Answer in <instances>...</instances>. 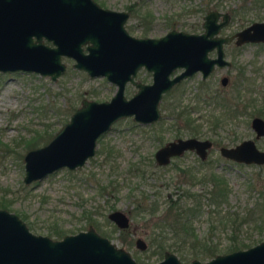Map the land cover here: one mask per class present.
Returning a JSON list of instances; mask_svg holds the SVG:
<instances>
[{
    "label": "rangeland",
    "instance_id": "1",
    "mask_svg": "<svg viewBox=\"0 0 264 264\" xmlns=\"http://www.w3.org/2000/svg\"><path fill=\"white\" fill-rule=\"evenodd\" d=\"M96 1L122 10L134 0ZM251 1L143 0L140 8L153 12L155 19L148 32L159 35L170 29L172 21V26L179 29L202 30L208 7L219 4L221 10L236 9L225 29L234 32L253 21H264V0ZM130 23L137 24V19L132 18ZM133 28L134 34L142 30L138 25ZM226 55L232 61L231 66L223 69L231 80L226 89L222 90L219 83L221 70L209 76L206 84L199 75L187 78L161 100L159 121L142 125L131 116L121 118L97 140L95 154L81 168L63 167L29 184L23 181L25 152L47 143L69 120L82 98L109 99L115 86L104 77H90L85 71L74 68L73 59L66 56L62 57L65 71L55 80L32 71H0V198L3 196L9 201L6 209L18 214L32 232L53 238L58 237L50 233L52 228L60 227L70 234L92 225L101 235L126 248L133 257L154 264L163 255L155 251L157 241L150 245L149 242L161 229L157 222L167 200L178 195L183 197V190H189L203 195L201 211L193 220L197 234L216 241L220 248L218 253H224L221 249L228 242L230 230L218 223V214L206 199L211 183L205 180L190 183V180L192 182L193 174L213 170L223 176L229 186L227 201L216 207L220 213L243 210L256 202L264 213V190L261 192L248 185L252 178L256 185L262 182L264 164L236 163L219 153L221 145L231 146L242 139L253 138L252 117L264 118V43H248L238 50L227 45ZM240 70L244 71V76L239 74ZM134 89L130 87L126 95ZM217 93H221L218 94L220 100H227L233 110L214 102L211 95ZM204 95H208L205 101ZM236 103L238 109H234ZM175 105L178 108L173 109ZM175 110H187L197 125L188 127L172 118ZM187 136L213 140L208 153L210 162L201 163L193 151H187L176 161L186 172L170 169V166L166 170L155 168L150 161L155 150L169 140ZM32 138L36 144L27 147ZM256 146L264 150V136L256 140ZM108 148L112 150L109 152ZM182 201L191 202V199ZM151 203L157 205L154 213L139 211L143 206L149 208ZM115 209L130 216L128 227L119 228L108 218ZM167 234L170 236L169 229ZM137 237L146 241L145 249L136 247ZM238 238L247 240L251 246L264 240V235L250 223L243 224ZM171 240L169 237L168 241ZM172 251L181 264H191L193 258L201 261L210 258L194 257L188 248Z\"/></svg>",
    "mask_w": 264,
    "mask_h": 264
},
{
    "label": "water",
    "instance_id": "2",
    "mask_svg": "<svg viewBox=\"0 0 264 264\" xmlns=\"http://www.w3.org/2000/svg\"><path fill=\"white\" fill-rule=\"evenodd\" d=\"M126 16V12L102 8L94 0H0V71H35L55 80L65 69L61 55L66 54L76 59L74 66L91 75H106L117 83L110 100L82 99L47 143L25 152L24 183L42 179L63 167L81 168L95 154L98 137L120 118L133 116L140 122L157 119L161 95L171 85L195 71L206 77L215 64H229L223 57V43L232 38L237 44L264 40V21H253L231 36H218L230 13L217 9L204 15L202 33L171 29L159 38L127 35L122 26ZM84 43H89L87 54L82 50ZM214 46L217 56L211 58L208 51ZM146 47L149 52L144 51ZM141 63L153 71V82L138 83L139 90L127 98L123 88L130 66L133 65L135 73ZM177 66L184 69L170 78V72ZM226 80L224 76L222 83ZM251 127L256 137L263 135L264 119L254 116ZM210 145L208 139L178 138L157 149L156 157L164 162L169 155L185 149H196L204 157ZM220 153L237 162L264 164V150L252 138L234 146H222ZM108 218L119 228L130 223L129 216L120 209L111 211ZM135 245L141 250L147 247L142 237L135 239ZM0 264L140 263L126 248L101 235L92 225L53 238L32 232L18 214L0 207ZM154 264H181V261L173 251L165 250L163 258ZM191 264H264V240L218 253L205 261L193 258Z\"/></svg>",
    "mask_w": 264,
    "mask_h": 264
},
{
    "label": "trees",
    "instance_id": "3",
    "mask_svg": "<svg viewBox=\"0 0 264 264\" xmlns=\"http://www.w3.org/2000/svg\"><path fill=\"white\" fill-rule=\"evenodd\" d=\"M251 1V0H250ZM257 1V0H255ZM252 2V1H251ZM260 4V3H259ZM219 4H214L211 7L218 8ZM260 7V6H259ZM232 14L236 13V9H230ZM240 97V96H239ZM218 105L223 107H228L230 110H233L232 105L229 106L227 100L216 101ZM247 103L245 104V106ZM234 109H238V104L234 105ZM243 111V110H242ZM189 113L181 115L185 116V120H189ZM213 121V120H212ZM35 138H32L27 142V147H31L34 144ZM111 150H109L110 152ZM205 180L211 183V187L206 192V199L208 202L214 206V211L217 212V221L224 228H229L228 242L221 249V251L229 252L236 249L246 248L250 246V242H247L245 239L238 238V233L241 230L243 224H252L258 231V233L264 235V213L259 203L256 202L252 206L246 207L243 210H233V211H224L220 213V209L217 210L216 207L221 203L226 202L229 193V186L226 183V180L223 176L216 173L213 170H210L207 173H201L200 175L193 174V179ZM192 179V182L193 181ZM249 181L248 185L252 188H259L261 192L264 190V178L261 179L262 182L257 185L253 181ZM183 197L178 195L175 199L172 197L168 198L167 205L160 216L159 222L157 225L160 226V230L154 234L153 238L150 240L149 245L157 241V246L155 251L160 255H163L165 250H176L181 251L182 249L188 248L191 251V254L194 257L198 255L205 257H213L220 251L219 244L216 241H213L210 237L202 238L200 237L193 224L194 216L201 211V206L203 204L201 193L192 192L189 190H183ZM190 198L191 202L182 201V199ZM154 203V202H153ZM9 206V201L3 196L0 198V207L7 208ZM157 208L156 203L139 208V211H146L149 213H154ZM161 221V222H160ZM167 229L170 231V236L167 234ZM55 237L61 238L66 233L60 227L52 228L50 231ZM169 237L172 238L171 241H168ZM140 264H150L144 259H138L134 257Z\"/></svg>",
    "mask_w": 264,
    "mask_h": 264
},
{
    "label": "flooded vegetation",
    "instance_id": "4",
    "mask_svg": "<svg viewBox=\"0 0 264 264\" xmlns=\"http://www.w3.org/2000/svg\"><path fill=\"white\" fill-rule=\"evenodd\" d=\"M95 2H97L96 0H94ZM143 0H134V1H132V2H130V4H128L127 6H126V9H122V10H117V9H112V8H108V7H105V6H102L99 2H97L102 8H107V9H111V10H115V11H123V12H126L127 13V16H126V18H125V20L123 21V23H122V26H123V28L125 29V31H126V34L127 35H129V36H131V37H133V38H139V39H144V38H159V37H161V36H163L165 33H167L168 31H170L171 29H176V30H184V29H179V28H176V27H174V26H172V25H174V22L172 21V22H170L169 24L171 25L170 26V29L167 31V32H165L164 34H159V35H152V34H149V30H150V28H151V26L153 25V21H154V19H155V17H154V14H153V12H151L150 10H146V11H144V10H142L141 8H140V2H142ZM213 9H217V10H221V9H219V8H213V7H208V10L206 11V13L209 11V10H213ZM221 11H228L229 13H230V19L228 20V22L224 25V26H222L221 28H220V30L218 31V33H217V35L218 36H222V37H224V36H231L232 34H234L235 32H237V31H239L240 29H242V28H244V27H246V26H244V27H242V28H240V29H238V30H236V31H234V32H226L225 31V29H226V26L229 24V22L231 21V16H232V14H231V11H229V10H221ZM205 13V14H206ZM204 14V15H205ZM204 17V16H203ZM132 18H136L137 19V24H134V25H138V26H141L142 27V30H141V32L139 33V34H134V25H131V23H130V21H131V19ZM203 21H204V19H203ZM203 21H202V30H200V31H196V29L194 30H191V31H187V30H184V31H186V32H191V33H202L203 31H204V27H203ZM218 22H220V21H222V17H219L218 18V20H217ZM159 23V22H158ZM117 33L119 34L120 32L117 30ZM121 35V34H120ZM126 40H128V38H126ZM45 42H47L48 44H50V45H54L53 44V42L52 41H46L45 40ZM248 43H258V44H262V43H264V40L263 41H256V42H252V41H247V42H243V43H241V44H237L236 42H235V38H232V40H230L229 42H226V43H223V52H224V58L226 59V60H228L229 61V64H225V65H223V66H219L218 64H215V66L213 67V69L211 70V72L206 76V77H203V75H202V72L201 71H195L194 73H192L191 75H187L186 77H184V78H181L179 81H177V82H175L173 85H171V87L167 90V91H165V92H163L162 93V95H161V98H160V100H159V103H158V109H159V111H160V116L157 118V119H154V120H152V121H146V122H140V121H138V120H135L134 118H133V116H131L132 117V119L134 120V121H136L137 123H139V124H142V125H150V124H153V123H156L157 121H159L160 119H161V117H162V111H161V107H160V104H161V100L163 99V97L164 96H166V95H168L169 94V92L171 91V90H173L174 88H177L181 83H182V81H184L185 79H187V78H190V77H192V76H194V75H199L200 76V79H201V82H203L204 84H206L205 82H206V80L209 78V76H211L214 72H216V71H218V70H221V73H220V75H219V83H220V86H221V88H222V90L223 89H226L229 85H230V76H229V74L228 73H226V70H223V69H225V67H229V66H231L232 65V61L229 59V58H227V55H226V47H227V45H231V46H233V47H235V49H239L240 47H242L243 45H245V44H248ZM89 43H84V44H82V50H83V52L85 53V54H87V53H89V50L87 49V45H88ZM133 48V47H132ZM147 48V47H146ZM144 51H146V52H149V49L147 48V50H144ZM143 55H147V56H149V54H143ZM63 56H66V57H69V58H72L73 59V63H72V66L74 67V68H76V69H79V70H83V71H85L86 72V74L88 75V76H90V77H104L106 80H108L111 84H113L114 86H115V90H114V92L116 91V89H117V83L116 82H113V81H111V80H109L108 79V77L106 76V75H102V74H99V75H91V74H89V72L87 71V70H85V69H83V68H78V67H76V66H74V64L76 63V59L73 57V56H69V55H66V54H62L61 55V61H62V57ZM208 56L209 57H211V58H213V57H216L217 56V47H215L214 46V48L213 49H211V50H209L208 51ZM63 62V61H62ZM64 63V62H63ZM64 65H65V68H66V64L64 63ZM184 68L183 67H175V68H173V70L170 72V74H169V77L170 78H172L173 76H175V75H177V74H179L182 70H183ZM132 70H133V65H131L130 66V72H129V78L128 79H126V81H125V83H124V88H123V91H124V95L127 97V98H130V97H132L138 90H139V86L137 85L138 83H141V84H150V83H152L153 82V71L152 70H150L148 67H147V65L145 64V63H141V64H139L138 66H137V68H136V70H135V73L134 72H132ZM19 71V70H18ZM64 71H65V69H64ZM63 71V72H64ZM8 72V71H7ZM32 72H35V71H32ZM38 73V72H37ZM143 73H146L148 76L147 77H145V76H143L142 74ZM239 74H241V75H243L244 74V71L243 70H240V73ZM61 75V74H60ZM59 75V76H60ZM46 76H49L50 77V75H46ZM224 76H226L227 77V80H226V83H222V78L224 77ZM244 76V75H243ZM51 78V77H50ZM147 78H150V80H147ZM243 78H245V77H243ZM53 80V79H52ZM203 84V85H204ZM202 85V84H201ZM130 87H134L135 89H134V91L130 94L129 93V95L127 96L126 94L129 92V89H130ZM202 87V86H201ZM233 87L235 88V84L233 85ZM129 88V89H128ZM126 90H128L127 91V93H126ZM221 90V91H222ZM221 91H219V92H221ZM204 93H208V92H204ZM114 94V93H113ZM113 94H112V96H113ZM218 94H221V93H217V95H215V96H213V95H211L212 96V99L213 100H215L214 102H216V101H221L220 100V96H218ZM111 96V97H112ZM208 96V95H207ZM206 95H204L203 96V100L205 99L206 100V97H207ZM223 96V95H222ZM111 97L109 98V99H105V100H102V101H106V100H110L111 99ZM84 98H86V97H84ZM84 98H82V99H84ZM81 99V100H82ZM87 99H93V98H87ZM94 100H96V99H94ZM204 100V101H205ZM98 101V100H97ZM80 103H81V101H80ZM176 108H178V106L177 105H175L174 107H173V109H176ZM186 112H188L187 110H184V111H179V112H177V110H175V112L174 113H172V118H174L175 120H181L183 123H185L186 124V126H188V127H192V125H194L195 124V122H194V120L193 119H189L188 121L187 120H185L184 118H185V116H181V115H183V114H185ZM255 116H259V115H255ZM127 117H129V116H127ZM254 117V116H253ZM252 117V118H253ZM261 117V116H260ZM123 118H125V117H123ZM263 118V117H262ZM121 119V118H120ZM184 121H183V120ZM264 119V118H263ZM119 120V119H118ZM117 121V120H116ZM115 121V122H116ZM67 122V121H66ZM65 122V123H66ZM114 122V123H115ZM113 123V124H114ZM112 124V125H113ZM197 124H195V126H196ZM250 125H251V122H250ZM112 127V126H111ZM252 128V127H251ZM253 130V129H252ZM106 133V132H105ZM104 133V134H105ZM103 135V134H102ZM101 135V136H102ZM101 136H99L98 137V139L101 137ZM261 136H264V134L263 135H260V136H258V137H256V133L254 132V137L252 138L254 141H255V144H256V140L257 139H259ZM187 137H196V136H187ZM187 137H177L176 139H172V140H177L178 138H187ZM197 138H199V137H197ZM97 139V140H98ZM159 139L161 140V136L159 137ZM199 139H208V140H210L211 141V145H210V147L209 148H207L206 149V153H205V156L204 157H201L200 155H199V153L196 151V149H185V150H183V151H181L180 153H176V154H171V155H169L168 156V159L166 160V161H164V162H160L158 159H157V157H156V151H157V149H159L160 147H162V146H164V145H166L169 141H172V140H169V141H167V142H165L164 144H162L161 146H159L156 150H155V152L153 153V155L151 156V160L150 161H152V163H153V165L155 166V168L157 167H159V168H161V169H163V170H166L167 168H168V166H170V169L171 168H174V170H178V171H182L183 173L184 172H186L187 170L185 169V168H181V166L179 165V163L177 164L176 163V161L177 160H179V159H181L183 156H185V152H187V151H193L194 152V154H195V156L197 157V158H199L200 159V161H201V163H207V162H210V160L208 159V153H209V150L212 148V146L214 145V143H213V140L212 139H210V138H199ZM246 139V138H245ZM242 140H244V139H242ZM241 140V141H242ZM237 144V143H236ZM236 144H234V145H236ZM234 145H231V146H234ZM222 146H229V145H221V146H219V153H220V147H222ZM97 147V146H96ZM109 149V148H108ZM260 149V148H259ZM110 150V149H109ZM112 150V149H111ZM261 150H263V149H261ZM220 155L222 156V157H224V158H226V159H229V160H232V159H230V158H227V157H225V156H223L221 153H220ZM90 158V157H89ZM207 159H208V161H207ZM232 161H234V160H232ZM234 162H236V163H244V162H237V161H234ZM244 164H246V163H244ZM252 164V163H251ZM193 181H195V180H193ZM190 183H191V180H190ZM127 214V213H126ZM128 215V214H127ZM129 216V215H128ZM131 216H132V214H131ZM129 218H130V216H129ZM131 219V218H130Z\"/></svg>",
    "mask_w": 264,
    "mask_h": 264
}]
</instances>
